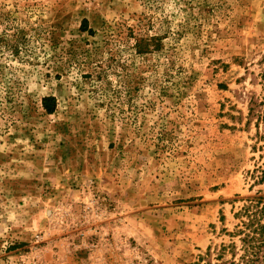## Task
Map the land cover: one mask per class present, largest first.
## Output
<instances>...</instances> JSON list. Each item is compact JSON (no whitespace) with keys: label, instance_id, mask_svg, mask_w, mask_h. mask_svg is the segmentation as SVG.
<instances>
[{"label":"rangeland","instance_id":"374dc122","mask_svg":"<svg viewBox=\"0 0 264 264\" xmlns=\"http://www.w3.org/2000/svg\"><path fill=\"white\" fill-rule=\"evenodd\" d=\"M263 55L264 0H0V264H218Z\"/></svg>","mask_w":264,"mask_h":264},{"label":"trees","instance_id":"16d2710c","mask_svg":"<svg viewBox=\"0 0 264 264\" xmlns=\"http://www.w3.org/2000/svg\"><path fill=\"white\" fill-rule=\"evenodd\" d=\"M263 66L257 75L261 90L252 94L248 106V123L254 122L256 134L264 138V55ZM49 113L56 109V98H43ZM253 185L264 184V164L249 172ZM244 203L235 213L238 223L230 231V243L222 245L217 259L218 264H264V191L243 198ZM238 240V241H237ZM229 255V257H227Z\"/></svg>","mask_w":264,"mask_h":264}]
</instances>
